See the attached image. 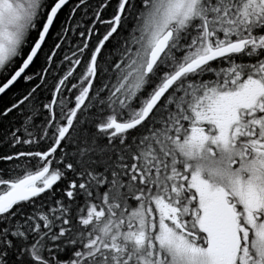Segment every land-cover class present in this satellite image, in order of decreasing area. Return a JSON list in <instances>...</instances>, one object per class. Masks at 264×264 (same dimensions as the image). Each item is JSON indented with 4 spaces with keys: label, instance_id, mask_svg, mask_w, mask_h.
<instances>
[{
    "label": "snow or ice",
    "instance_id": "snow-or-ice-1",
    "mask_svg": "<svg viewBox=\"0 0 264 264\" xmlns=\"http://www.w3.org/2000/svg\"><path fill=\"white\" fill-rule=\"evenodd\" d=\"M0 264H264V0H0Z\"/></svg>",
    "mask_w": 264,
    "mask_h": 264
},
{
    "label": "trees",
    "instance_id": "trees-1",
    "mask_svg": "<svg viewBox=\"0 0 264 264\" xmlns=\"http://www.w3.org/2000/svg\"><path fill=\"white\" fill-rule=\"evenodd\" d=\"M16 89H13L11 92H8L7 95L2 94V97L0 98V109H3L6 105H8L15 93ZM10 149L6 145H0V154H3L4 152H8Z\"/></svg>",
    "mask_w": 264,
    "mask_h": 264
},
{
    "label": "bare ground",
    "instance_id": "bare-ground-1",
    "mask_svg": "<svg viewBox=\"0 0 264 264\" xmlns=\"http://www.w3.org/2000/svg\"><path fill=\"white\" fill-rule=\"evenodd\" d=\"M2 97V95H0V98Z\"/></svg>",
    "mask_w": 264,
    "mask_h": 264
},
{
    "label": "water",
    "instance_id": "water-1",
    "mask_svg": "<svg viewBox=\"0 0 264 264\" xmlns=\"http://www.w3.org/2000/svg\"><path fill=\"white\" fill-rule=\"evenodd\" d=\"M0 95H2V94H0Z\"/></svg>",
    "mask_w": 264,
    "mask_h": 264
}]
</instances>
